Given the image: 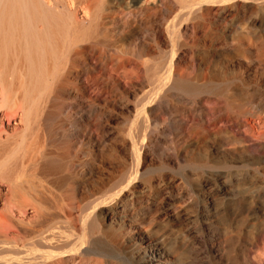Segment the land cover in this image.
Instances as JSON below:
<instances>
[{"label":"bare ground","instance_id":"6f19581e","mask_svg":"<svg viewBox=\"0 0 264 264\" xmlns=\"http://www.w3.org/2000/svg\"><path fill=\"white\" fill-rule=\"evenodd\" d=\"M263 88L264 0H0V264H151L128 211L264 173ZM254 194L217 264H264Z\"/></svg>","mask_w":264,"mask_h":264},{"label":"rangeland","instance_id":"374dc122","mask_svg":"<svg viewBox=\"0 0 264 264\" xmlns=\"http://www.w3.org/2000/svg\"><path fill=\"white\" fill-rule=\"evenodd\" d=\"M262 91L264 92V88ZM258 175L256 173V175H250L249 178L245 179L242 178V176L240 177V175H236V177L235 174H231L230 179L233 183L239 180L247 182V184L246 187L244 185V188L239 190L235 188L232 190H226V193H224L221 188H215L210 184H208L200 192L194 191L193 189L192 192L189 187L188 189L186 188L187 190L185 189L182 191L183 195L181 200L185 196L182 201L185 200V203L188 200L186 204H189L187 208L190 210H187L185 207L177 208L169 205L171 202H174V197H176V195L178 196V191L172 190L171 193H169L171 195H167L166 190L163 189L161 196L159 194H152V207L148 210V212L138 207H134L132 210H129L128 216L126 217V226L129 227L130 225L138 224L139 226L137 227H144L149 222L148 220L153 217L152 231L155 234L152 232L153 239L149 245L146 247L144 245V247L142 246L145 250H147V252L152 254L151 264H217L218 256L215 253L217 244L219 240L221 241L224 239L222 231L220 230L221 217L218 213H227V211L234 207H248L244 203L245 201H249L252 195H256L254 194L256 191L261 192V194L258 198H256L257 203L254 207H259L264 210V204L261 202L264 200V190H260L261 187H264V173H258ZM250 177L253 178L252 182L249 180ZM248 186H251L252 188L250 190L246 189ZM175 193L177 194L175 195ZM163 195L164 198H162ZM195 195H197V197ZM193 197H196L197 199H194ZM202 197L207 199V203H203ZM212 198H214V204L216 205L211 203L210 199ZM159 199H161V202ZM176 210L182 213H180L179 219L173 217L174 211ZM132 217L136 219L137 223L135 222V224H130L133 219ZM139 223L141 225L143 224V226ZM185 236L187 237L183 239ZM142 250L144 249H141L140 253L135 256V260L136 262L139 261V264H144V261L141 260L143 255ZM181 254L185 257L181 256ZM115 264H124V261L121 260L120 262V260H115Z\"/></svg>","mask_w":264,"mask_h":264}]
</instances>
